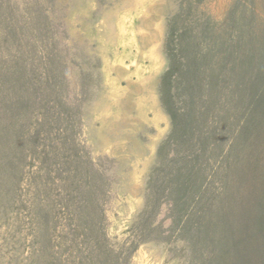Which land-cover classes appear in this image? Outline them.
Instances as JSON below:
<instances>
[{
  "label": "rangeland",
  "instance_id": "374dc122",
  "mask_svg": "<svg viewBox=\"0 0 264 264\" xmlns=\"http://www.w3.org/2000/svg\"><path fill=\"white\" fill-rule=\"evenodd\" d=\"M234 2L0 0V264H88L93 243V256L107 253L104 264L190 263L169 230V198L150 228L137 230L148 175L171 132L159 93L165 38L178 12L199 30L207 16L223 21ZM255 10L264 18L261 0ZM45 25L42 48L36 34ZM146 35L155 36L153 48L141 47ZM46 50L54 57L45 58ZM49 64L58 75L50 91ZM86 220L97 234L84 231Z\"/></svg>",
  "mask_w": 264,
  "mask_h": 264
},
{
  "label": "trees",
  "instance_id": "16d2710c",
  "mask_svg": "<svg viewBox=\"0 0 264 264\" xmlns=\"http://www.w3.org/2000/svg\"><path fill=\"white\" fill-rule=\"evenodd\" d=\"M256 1L235 0L223 21L207 16L199 30L197 20L186 24L184 11L168 25V65L159 93L171 132L148 175L143 226L137 230L149 229L160 200L169 198V230L183 241L189 264H264V18ZM48 31L46 25L37 31L42 48ZM45 55L54 57L51 50ZM44 70L50 91L58 75L52 64ZM28 75L24 63L18 71L23 85ZM36 82L41 89L39 77ZM95 224L86 220L84 231L97 234ZM95 246L89 245L93 254ZM93 254H84L88 264L107 261V253L104 260ZM112 263L124 264L117 258Z\"/></svg>",
  "mask_w": 264,
  "mask_h": 264
},
{
  "label": "crops",
  "instance_id": "0c3cea01",
  "mask_svg": "<svg viewBox=\"0 0 264 264\" xmlns=\"http://www.w3.org/2000/svg\"><path fill=\"white\" fill-rule=\"evenodd\" d=\"M152 34H157L156 32L155 33H153L152 32ZM155 39V36L153 35H149V36H141V38H140V41H141V47H146V48H149V47H152V45H153V42L155 41L154 40ZM157 46H155V48H156ZM153 48V47H152ZM156 101L154 102V100L152 101L153 102V104H152V111L153 112H159V110H160V104H159V99H158V97H156ZM155 112V113H156Z\"/></svg>",
  "mask_w": 264,
  "mask_h": 264
},
{
  "label": "bare ground",
  "instance_id": "6f19581e",
  "mask_svg": "<svg viewBox=\"0 0 264 264\" xmlns=\"http://www.w3.org/2000/svg\"><path fill=\"white\" fill-rule=\"evenodd\" d=\"M118 2V1H117ZM137 24V23H136Z\"/></svg>",
  "mask_w": 264,
  "mask_h": 264
}]
</instances>
